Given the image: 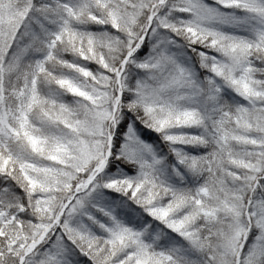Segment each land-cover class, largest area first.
I'll list each match as a JSON object with an SVG mask.
<instances>
[{"label":"snow or ice","instance_id":"1","mask_svg":"<svg viewBox=\"0 0 264 264\" xmlns=\"http://www.w3.org/2000/svg\"><path fill=\"white\" fill-rule=\"evenodd\" d=\"M0 264H264V0H0Z\"/></svg>","mask_w":264,"mask_h":264}]
</instances>
